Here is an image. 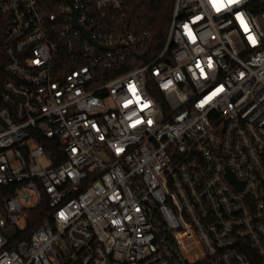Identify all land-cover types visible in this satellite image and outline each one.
Returning a JSON list of instances; mask_svg holds the SVG:
<instances>
[{
    "label": "built area",
    "instance_id": "built-area-1",
    "mask_svg": "<svg viewBox=\"0 0 264 264\" xmlns=\"http://www.w3.org/2000/svg\"><path fill=\"white\" fill-rule=\"evenodd\" d=\"M73 3L0 0V264H264V0Z\"/></svg>",
    "mask_w": 264,
    "mask_h": 264
},
{
    "label": "trees",
    "instance_id": "trees-1",
    "mask_svg": "<svg viewBox=\"0 0 264 264\" xmlns=\"http://www.w3.org/2000/svg\"><path fill=\"white\" fill-rule=\"evenodd\" d=\"M175 1L177 0H124V12L134 32H151L149 50L159 51L164 46ZM157 99L161 104L166 103L161 95H157ZM34 217L39 222L44 219L45 213L38 209L34 212Z\"/></svg>",
    "mask_w": 264,
    "mask_h": 264
},
{
    "label": "water",
    "instance_id": "water-1",
    "mask_svg": "<svg viewBox=\"0 0 264 264\" xmlns=\"http://www.w3.org/2000/svg\"><path fill=\"white\" fill-rule=\"evenodd\" d=\"M72 6H73V11H72V17H73V24L74 26L83 31V34L86 36V38L88 40H90L94 45H95V51L93 53V55H96L97 53H99V51L104 50V49H112L115 47V45H102L99 44L93 37L91 34V30L86 29L79 21H78V9L76 7H74V3L73 0H67ZM140 57H142V54H140ZM170 61V59H169Z\"/></svg>",
    "mask_w": 264,
    "mask_h": 264
},
{
    "label": "rangeland",
    "instance_id": "rangeland-1",
    "mask_svg": "<svg viewBox=\"0 0 264 264\" xmlns=\"http://www.w3.org/2000/svg\"><path fill=\"white\" fill-rule=\"evenodd\" d=\"M44 163V161H42Z\"/></svg>",
    "mask_w": 264,
    "mask_h": 264
}]
</instances>
